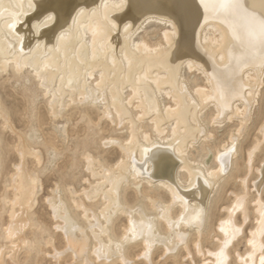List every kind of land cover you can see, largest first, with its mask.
Wrapping results in <instances>:
<instances>
[{
  "label": "bare ground",
  "instance_id": "bare-ground-1",
  "mask_svg": "<svg viewBox=\"0 0 264 264\" xmlns=\"http://www.w3.org/2000/svg\"><path fill=\"white\" fill-rule=\"evenodd\" d=\"M146 24L164 26L161 43L151 45L135 38ZM12 65L18 74L29 71L39 80L46 96L50 95L54 118L60 116L68 97L71 103L103 102L105 117L113 122L115 111L119 124L129 122L128 142H104L107 146L115 143L123 152L114 168L100 162L97 166L91 155L85 156L88 171L99 181L85 189L84 195L89 201L101 198L105 202L94 213L83 201H75L85 213L87 227L72 218L61 199L51 198L49 204L54 217L61 218L57 228L74 260L90 263L93 240L92 252L98 262L119 258L128 264L124 248L140 240L142 257L148 261L155 245L173 253L186 243L184 228L199 231L204 225L209 195L227 173L238 135L262 84L264 0H0V70ZM185 69L199 73L206 86L188 88L182 76ZM94 74L97 77L91 86L88 80ZM126 88L131 94L125 102ZM161 98L169 99L170 105L163 106ZM132 104L139 110L136 116L128 109ZM209 107L215 110L214 126L241 119L238 135L232 134L228 145L218 150V163L212 169L187 155L189 146L210 135L201 123V113ZM0 116L8 123L1 111ZM147 118L154 135L141 133V123ZM260 132L264 138V124ZM19 137L21 163L12 179L14 199L6 228V240L14 244V261L20 246L27 245L22 231L29 224L27 210L39 187L38 176L25 170L24 158L31 155L41 162L40 155ZM256 147L249 152V165ZM182 174H186V183ZM259 174L254 184L258 194L264 165ZM131 179L166 189L170 202L153 201L158 208L155 215L146 213L141 205L122 203L121 187ZM245 204L246 194H242L227 209L228 216L219 225L221 247L209 251L212 260L206 264H227V247L241 233L234 216L242 211L247 219ZM256 204L258 222L248 241L250 252L240 256L242 264L264 261V201L258 199ZM175 207L180 209L177 218L172 213ZM118 213L127 216L128 226L123 237L115 240L109 225ZM157 220L165 223L166 233L159 232ZM3 250L0 248V264ZM198 252L203 254L200 248ZM55 255L58 260L61 254Z\"/></svg>",
  "mask_w": 264,
  "mask_h": 264
},
{
  "label": "rangeland",
  "instance_id": "rangeland-1",
  "mask_svg": "<svg viewBox=\"0 0 264 264\" xmlns=\"http://www.w3.org/2000/svg\"><path fill=\"white\" fill-rule=\"evenodd\" d=\"M162 29L164 30V26L146 24L135 38H143L151 45L158 44L162 42ZM5 71L0 70V111L7 117L6 120L8 119L6 123L0 116V248L4 249L2 264H82L81 261L74 260L67 250L63 232L57 228L61 224V218L54 217L49 199H61L72 218L86 228L88 220L83 209L77 207L75 201H83L94 213H99L105 204L101 198L89 201L84 195L85 189L99 181V177H93L88 171L86 155H91L97 166L100 162L107 168H114L121 162L123 152L115 143L107 146L104 142L112 139L125 144L130 138L131 126L127 120L119 124L115 111L112 112L113 122L105 117L103 102L71 103L68 97L65 98L66 106L60 116L54 118L49 106L50 95L46 96L45 89L39 85V80L32 72L18 74L13 65ZM182 76L191 90L197 85L206 86L199 73H190L185 69ZM96 77L97 74H94L93 79L88 80L91 86L95 85ZM125 90L123 98L126 102L131 93L129 89ZM257 93L248 122L241 131L242 135L237 134L241 128V119L233 118L230 122L214 126L212 119L215 110L209 107L201 113V123L211 137L209 138V135L206 139H198L199 141L188 147L187 155L206 169L217 166V152L222 150L225 144L228 145L232 134L241 136L239 139L237 137L236 152L227 173L209 195L202 229L198 231L194 227L184 228L188 233L186 243L179 245L173 253H165L161 245H155L150 254V261L142 257L144 245L140 240L129 243L123 252L129 260L128 264H206L212 260V256L208 255L209 251H218L221 247L223 235L219 225L228 216L227 209L239 195L246 194L247 219L243 218L242 211H237L234 221L241 227V233L227 247V264H242L240 256L246 257L250 252L248 241L258 222L257 200L264 201V180L259 194L254 187L260 177L259 170L264 165V138L260 132L264 124V75ZM161 101L163 106L170 105L169 99L161 98ZM134 104L128 106V109L136 116L139 110ZM144 120L141 123V133L144 131L143 133L154 135L150 120ZM170 125L169 130L172 127V124ZM19 136L25 138L30 150L40 155L41 162L31 155L24 158L25 170L33 177L38 176L39 187L31 209L27 210L29 224L22 231L27 245L20 246L14 261L11 258V248L14 244L11 240H6V228L11 221V202L14 199L12 179L17 171L16 167L21 163L18 151L22 140ZM255 147L249 165L248 155ZM185 175H181L184 183L187 180ZM244 179L246 186L243 184ZM137 181L131 179L121 187V202L129 207L141 205L146 213L158 214L155 204L169 203V193L157 184L148 186L144 181ZM153 201H156L154 205ZM172 213L177 218L180 209L175 207ZM127 226V216L118 213L109 225L110 236L120 240ZM157 229L161 233L167 232L162 220H157ZM262 241L264 242V233ZM15 243H19V240H15ZM93 247L94 241L91 240L89 264H124L119 258L110 262H98L92 252ZM198 248L203 254L198 252ZM262 250L264 253V247ZM56 252L61 254L58 260L54 257ZM260 264H264V261Z\"/></svg>",
  "mask_w": 264,
  "mask_h": 264
}]
</instances>
